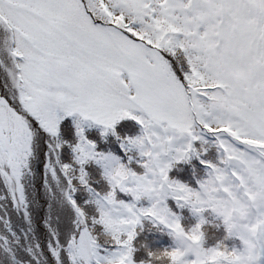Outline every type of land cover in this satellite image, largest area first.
I'll use <instances>...</instances> for the list:
<instances>
[{
    "label": "snow or ice",
    "instance_id": "snow-or-ice-1",
    "mask_svg": "<svg viewBox=\"0 0 264 264\" xmlns=\"http://www.w3.org/2000/svg\"><path fill=\"white\" fill-rule=\"evenodd\" d=\"M0 264H264V0H0Z\"/></svg>",
    "mask_w": 264,
    "mask_h": 264
}]
</instances>
